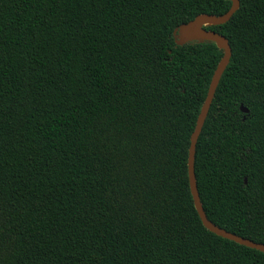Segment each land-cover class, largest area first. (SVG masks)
Returning <instances> with one entry per match:
<instances>
[{
	"label": "trees",
	"instance_id": "obj_1",
	"mask_svg": "<svg viewBox=\"0 0 264 264\" xmlns=\"http://www.w3.org/2000/svg\"><path fill=\"white\" fill-rule=\"evenodd\" d=\"M239 2L204 26L231 56L194 172L207 218L264 243V0ZM230 6L0 0V264H264L202 224L188 180L223 49L175 39Z\"/></svg>",
	"mask_w": 264,
	"mask_h": 264
},
{
	"label": "water",
	"instance_id": "obj_2",
	"mask_svg": "<svg viewBox=\"0 0 264 264\" xmlns=\"http://www.w3.org/2000/svg\"><path fill=\"white\" fill-rule=\"evenodd\" d=\"M230 1H231L230 8L223 14L215 15L208 13H200L197 14L193 19L187 21L186 23L181 24L178 29L177 38L175 39L177 45H181L192 40H210V41H214L220 48L223 49V55L220 58L219 62L217 63V66L212 74L205 99L201 105L200 111L196 119L194 130L190 135V144H189L188 161H187L188 180H189L190 192L192 195L195 209L198 213V216L202 224L208 230L223 238L232 240L236 243L245 245L247 247L259 250L264 253V243L256 242L251 239L237 235L233 232L227 231L226 229L217 226L207 218V215L205 214V211L203 209L197 191L196 178L194 172V159H195L197 139L201 132L204 120L211 105L220 77L224 69L226 68L231 56V47L229 45L228 39L224 35L214 30L206 29L204 26L222 24L227 22L230 19V17L233 15V13L238 9L240 4L239 0H230ZM240 109L244 113L248 112V109L243 107L242 105H240Z\"/></svg>",
	"mask_w": 264,
	"mask_h": 264
}]
</instances>
